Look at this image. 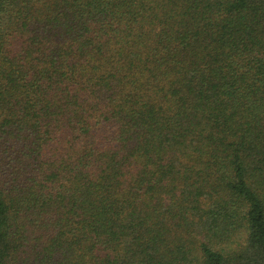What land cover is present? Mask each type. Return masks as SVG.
Listing matches in <instances>:
<instances>
[{
	"label": "trees",
	"instance_id": "obj_1",
	"mask_svg": "<svg viewBox=\"0 0 264 264\" xmlns=\"http://www.w3.org/2000/svg\"><path fill=\"white\" fill-rule=\"evenodd\" d=\"M0 264H264V0H0Z\"/></svg>",
	"mask_w": 264,
	"mask_h": 264
}]
</instances>
